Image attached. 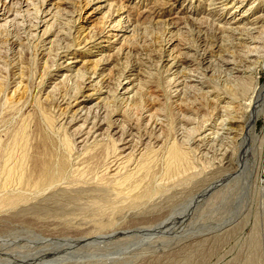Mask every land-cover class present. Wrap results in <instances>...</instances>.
Here are the masks:
<instances>
[{
    "label": "rangeland",
    "instance_id": "374dc122",
    "mask_svg": "<svg viewBox=\"0 0 264 264\" xmlns=\"http://www.w3.org/2000/svg\"><path fill=\"white\" fill-rule=\"evenodd\" d=\"M0 1L1 8V4H5L11 13L19 10L24 15L11 23L9 29H0L1 43L8 37L10 40L17 38L19 43L12 49L13 54L8 52L4 60L8 61V66L2 68L6 86L0 96V139L3 142L9 140L16 126L34 112L38 98L55 119L56 130L62 136L66 134L73 148L63 180L58 178V184L54 181L50 190L48 186L42 191L27 192L28 189H20L15 183L6 190L0 188V195L10 191L26 194L16 206L0 203V264H264V145L257 153V161L260 160L257 162V183L246 177L254 151H249L250 158L245 161V165L248 164L244 165L245 178L242 176L237 184L228 183L230 178H227L237 170L240 144L246 134L243 127L247 121L243 114L248 111L238 105V99L231 98L234 93L229 91L236 87L233 78L252 71V76L260 77L263 84L264 62L254 57V49L248 58L241 61L238 56L235 59L238 67L249 66L247 74H223L218 67L217 71L197 69L194 63L198 57L196 30L192 38L188 34L190 26L182 35L178 30L171 33L172 27L167 25L175 18L192 17L194 11L198 18L212 11L214 18L228 16L244 20L246 16L252 20L263 14V9L251 16V13L242 14L239 8H226L228 2L209 6L206 0H94L89 3L85 0H44V5L43 0H29L36 3L29 9L24 5L13 7L16 0ZM119 1L124 2L125 8H114L111 16L109 5H119ZM247 1L258 6L262 0H245V3ZM134 6H138V10ZM50 7L60 9L64 16L60 25L44 35L45 23L35 30L31 26L37 14L43 16L42 12ZM150 11L152 20L147 17ZM137 12L144 14L139 25H132L129 32H123L124 36L113 43L115 38H109L108 33L111 27L120 18L124 21L129 13L135 17ZM8 16L0 18L1 25ZM144 17L148 19L142 20ZM244 22H248L247 19ZM122 25L127 27L128 23ZM170 33L175 34L172 35L174 38L179 34L182 41L194 49L177 47L175 39L169 40ZM202 35L203 32L199 34ZM236 38L225 39L226 45H223L224 57L230 59V65L235 64L233 54L248 52L239 44V37ZM207 41L214 45L215 40L211 37ZM230 43L239 45L233 49ZM185 57L192 62L185 61L182 68L177 69L174 64ZM93 74L92 81L88 77ZM103 77L111 81L107 88H102L105 84L100 83L104 81ZM132 81L135 87L129 94L122 87H131ZM136 94L140 107L133 104V99L132 104H128L130 100L126 98ZM78 108L86 109L80 113ZM105 108L108 109V121L101 120L106 114ZM97 109H100L98 113ZM88 114L91 115L89 118ZM94 114L98 116L94 117ZM91 118H96L95 122L104 128L87 137L86 132L94 121ZM110 122L117 125L113 123V133L121 131L120 124L128 133L132 132L134 142L131 143L135 147L142 142L141 148L151 149L154 145L153 150L158 149L156 152L162 150V153H156L150 177L140 186L141 189L147 183L161 186L159 193L141 200L133 198V193L127 195V189L119 193L118 190L124 187L119 185L121 175L138 173L135 163L138 156L132 163L116 160L115 163L121 162L108 174L104 172L103 158L99 166L93 165L89 157L95 151L99 153L100 149L92 147L109 139L104 131ZM257 129L262 135L264 116L258 119ZM138 131L141 139H138ZM39 135H44L42 130ZM118 135L113 136L115 141ZM52 137L57 140V136ZM173 142L187 152L191 166L185 173L168 178L163 152L164 147ZM100 177L105 178L101 181ZM2 179L1 176L0 185Z\"/></svg>",
    "mask_w": 264,
    "mask_h": 264
},
{
    "label": "bare ground",
    "instance_id": "6f19581e",
    "mask_svg": "<svg viewBox=\"0 0 264 264\" xmlns=\"http://www.w3.org/2000/svg\"><path fill=\"white\" fill-rule=\"evenodd\" d=\"M7 1L12 2V0H5L3 3H6ZM105 1L108 2L109 0H105ZM85 2L86 3L94 2V0H85ZM206 2L209 3L208 4L209 6H211V5H213V6H217V5L221 6V5L224 4V2H228L227 3L228 5H226V8H239L240 9V12L242 14H244V15L245 14L246 15H250V13H251V16H252V15H255L257 11H261L262 12V9H263V12H264V0H262L261 3H259L258 6L257 5H253V3L249 2V1H247L245 3V0H206ZM42 4L44 5V0L42 1ZM1 5H2V8L0 7V18L2 16H4V15H8V14H9V16L6 17V19L4 20V24L3 25L0 24V29H1V27H7L8 28L11 23L12 24L13 23H16V20L17 19H19V18L22 19V17H24V15L22 14L21 11L16 10V12L11 13V11L6 7L7 5H5V4H1ZM20 5H24V7H27L29 9V6L30 5H35L36 6V3L33 4L29 0H21L20 2H19V0H18V2L16 0V3L13 4V7L14 6L15 7H20ZM246 5H250V6H248V8H246L245 7ZM3 6H4V8H3ZM109 6H110L109 7L110 8L109 10L111 12V14H110L111 16H113V12L115 11L114 8H117L118 6H119V8H125V4H124L123 1H119V5L117 3H111ZM137 7L134 6V9L135 10H138ZM54 10L51 9V7H50V9L46 10L45 12H42L43 13V16L37 14V16L35 17L36 18V21H34L35 23L31 26V28L33 27V29L35 30V29H37L39 27V25L41 23H43V24L45 23L46 24V28H45V31L43 32L44 35L45 34H48V33H51L52 31L50 32V30H52L53 27H55L57 25H60L62 23V22H60V20L62 19V16H64V13L60 9H54ZM214 13L215 12L209 11L207 16L202 17V18H198V17L195 16V15H198L197 14V11H194L193 14H192L194 17L191 15L192 17L175 18V19H173V21H171V23L169 22L167 24L168 27L171 26L172 29H173V31H172V29L171 30L168 29V30L171 31V33H173L174 30L175 31L178 30V31H182V32H179L182 35H183V33H184L183 31L185 29L188 30V28H190L189 29L190 33L188 32V34L191 35V36H193L192 38H194V31L196 30V33L198 34V36L195 37V39H198L197 40L198 41L197 42V46H196V49H195V50H198L197 51L198 57H197V60L196 61L194 60V63L197 66L196 68L197 69H201V70H203V71L206 72V71H211L212 68H213V70L217 71V67H218L219 68L218 70H221L222 73L223 72L229 73V74L239 73V74L244 75V74H247L249 72V70H250L249 66L248 67H238L239 65L236 64L237 62L235 61V59L238 56H239V58H240L241 61H242V58H244V57L245 58H248V55L254 49H255V53L253 54L254 57L257 58L258 60H260L263 63L264 62L263 61L264 60V13L261 14V15H259L257 13L258 16L256 18L252 19V20H248V17L244 16L245 17L244 20L247 19L248 22H244V20H237V19L231 18V17L228 18V16H225V17H222V18H214ZM147 14H148L147 17H151V20H152L153 19L152 15H151L152 12L151 13H147ZM66 15H68V14H66ZM143 15H140V14L138 15V12H137L136 16L135 17H132L130 15V13H129L128 15H126V19L124 21H121V18L119 20H117L115 22V24L111 27V30L108 32L109 33V38H112V39L115 38L113 40V43L117 42V40L120 39L121 37H123L124 34L127 33V31L129 32V28L132 25H134L133 27H136L137 25H139V22H140L141 18L143 17ZM10 16H12L11 19H9ZM147 17H144L142 20L148 19ZM75 20H73V22H75ZM68 22H70V20ZM123 23H126V24L128 23L127 27L126 26H123L122 25ZM18 25H22V24H19L18 23ZM64 26H65V24H64ZM119 26L121 28H118ZM187 26H190V27L187 28ZM166 28H164V29L166 30ZM6 31H8V30H6ZM123 32H125V33H123ZM202 32H203V35L202 36H199V34L202 33ZM9 33H10V31H9ZM172 35L173 34H171V36L169 37V40L171 41V39H175V41L177 42L176 43L177 47H180L179 45H181L183 47L186 46L187 48L194 49V48L191 47L192 45L189 46L188 43H185V41L183 42L182 39H181L183 37H180L179 34L176 35L177 38L176 37L175 38L173 37L175 34L173 36ZM209 37H211L212 39L215 40V42L213 43L214 45L209 44V42L207 41V39ZM236 37H239L238 39H240V41H241L239 44L240 45H244L248 49V52L247 53H242L241 51H239L238 52L239 53L238 55L237 54H233L232 61L234 60L233 63H235V64L230 65L231 64L230 59L228 57H224V54L225 53L223 51V45L224 46L226 45L224 43L225 42V39H230L232 41L234 39L237 40ZM8 39H9V37L6 38V40L4 42H2V43L0 41V96L1 97H2V94H3V93H1V91L3 89V86H6L5 85L6 83L4 81L5 79L1 75L2 72H5V71L2 70V68L8 66V64H7L8 61H4L5 60V57H8V55H9L8 52L9 51H11L12 54H13L12 49H14L17 46H19V43H18V39L17 38H15L14 40H10V39L8 40ZM123 39H125V38H123ZM227 41L228 40H226V43H227ZM239 44H237V43H235V44L234 43H230V46L233 49H235L234 46H237ZM118 52H119V50H118ZM10 57L12 58V55ZM182 59H179V60L177 59L178 61L175 64L173 62V64L175 66H177V69H178V67H181L182 68L183 63L185 61L192 62V61H190L186 57L185 58H182ZM6 60H8V59H6ZM12 60H14V59H12ZM261 62H260V64H262ZM2 63H3L4 66L3 65L1 66ZM263 68H264V65H263ZM77 72H76V75H77ZM257 73H258V71H257ZM122 75H123V73H122ZM94 76L95 75L93 74V75H91L89 77L87 76V77L90 80L92 79V81H93V77ZM123 76H125V75H123ZM185 76L188 78V75H185ZM73 77H75V76H73ZM73 77H71V78H73ZM126 78L129 79L130 76H127ZM189 78H191V77H189ZM64 79H66V78H64ZM100 79H101V76H100ZM234 79H235V82H236V84H235L236 87L233 86L230 89V91H229V92H233L234 93V95H233L234 97L232 96L231 98L238 99V101H239V102L237 101V103H239L238 105L241 106L242 108L247 109L248 111H246L247 112L246 114H243V117L246 118V121H247V123L243 127V131H245L246 134L242 137V141H241V144H240V152L238 154V161H237V170L235 172L233 171V173L231 172L232 171L231 170L230 172L232 173V175L230 177L229 176L227 177L228 179L230 178V181L228 179L227 180L229 181L228 183L234 182L235 184H237L236 181H241L242 180V176L244 174V170H246L245 166L246 165L248 166V164L245 165V163H246L245 161H248L249 158H250L249 157V151H251V152L254 151L255 156H254V158L253 157L250 158L251 159V164L249 163L250 166L248 168V175L247 176L245 175V176L249 180L251 179L250 181H253V182L257 183L256 182V180L258 178V171L257 170H259L258 167H257V165H258L257 162L260 161V160L257 161V153L259 152L260 149L262 150V147L264 145V129L262 131V135L258 133V129H257L258 119L261 118V116L262 117L264 116V83L261 84L260 77L252 76V71H251V73L247 74L246 76L245 75L244 76H240L239 75V76L233 78V81H234ZM68 80L69 79H67V81ZM102 80H104V77H103ZM67 81H64V82H67ZM134 81H135V79H134ZM101 82H103V85L105 84L104 86H102V88H107L108 85L111 84L110 83L111 81H109L108 79H105L104 81H100V83ZM235 82H233V83H235ZM20 83H21V81H20ZM42 83H43V81H42ZM132 83H133V81L130 82V85ZM40 85H41V83H40ZM40 85H39V87H40ZM116 85H117L116 86L117 88L120 87V84H116ZM133 86H134V83H133V85L131 87L125 86V87H122V88H125L124 91L127 90V93L130 94V92L134 89ZM139 86H141V84ZM42 88H44V86ZM137 90H138V88H137ZM219 90H221V89H219ZM217 91H218V87H217ZM224 91H225V89H224ZM229 92L226 91L227 95H228ZM105 93L108 95L109 94V91L106 90ZM237 94H239V96H236ZM126 98H128L130 100V102L128 101V104L131 103L132 102L131 100L133 99L134 100L133 101V104H136L138 106V102L140 101V100H138V94H136L135 96L134 95L133 96L132 95H129V97H126ZM35 100H36V102H35V108H34L35 110H34V112H31L32 114L29 113L30 115L28 114L27 115V118H24L22 120L21 124L16 126L17 128L15 127L16 129H14L12 131V134L10 133L9 140H6L5 142H3L0 139V177L2 176V178H3L2 179V183L0 185V188H4V190H6L5 188L11 187L12 184L14 185V183L17 184V185H19L21 187V188L20 187H17V188H20V189H22V188L23 189H28V190H26L27 192L29 190H32V192L42 191V189L44 187H47L48 188V186H49V190H50V188H51L50 185L53 184L54 181L55 182H56V180L58 181V178L61 179L65 175V169L69 165V158H71V157H69V155L73 151L72 145L70 143L71 142L70 139L66 137V134H64V136H62L63 134L61 133L62 134L61 135L59 133V131L56 130V128H55V124H56L55 122L56 121L54 122L55 119L51 116L49 109L44 106L45 103L42 104L43 102L41 103L40 102L41 100H38V98L35 99ZM107 100H105V101H107ZM0 101H1V99H0ZM4 103H5V101H4ZM141 103H139V104H141ZM136 105H135V107H137ZM138 107H140V106H138ZM227 107H225V108H227ZM97 108H100V107L98 106ZM85 109L86 108H78L77 109V112L78 111H80V113L81 112H85L84 111ZM94 109H96V108H94ZM106 109L107 108H105V110ZM102 110H104V109H102ZM107 110H106V114H104L102 118L100 117L101 120H103V121L104 120L105 121H108V118H107ZM112 110H114V109H112ZM99 111H100V109H97L96 110V113H98ZM77 112H76V115H77ZM87 113H90L91 114L90 110H88ZM103 113H105V111H103ZM108 113H109V111H108ZM113 113H115V112L113 111ZM83 114H85V113H83ZM90 114H88L89 115L88 118L91 116ZM111 114H112V112H111ZM76 115H75V117H76ZM95 115H97V114H94V117H95ZM64 117H65V115H64ZM85 117L87 119V116H85ZM96 118H98V117H96ZM96 118L95 119H92L91 118L92 121L93 120L94 121L91 122V124H90L91 126L88 128V130L86 132V134H87L86 136L87 137H90L89 135L92 134V133L95 134L98 131H102V127L103 126H101L100 124H98V122H95ZM97 120H99V118ZM71 121L72 120H70V122ZM86 121H84V122H86ZM103 123H105V122H103ZM113 123L114 122H110V124L108 126V129L105 128V131L103 130L104 132L107 131V134H105V135L106 136H109V139L106 141V143H103V141L102 142H97L96 141L97 144L95 145V147L94 146L93 147L91 146L92 148L100 149V150H98L99 153H97L95 151V153L92 152L93 154H91V152H90L91 156L89 158L91 160H93V162H94L93 165L94 166L95 165L96 166H99V164L101 163L100 160L103 158V160H104L103 161L104 162L103 165H105L104 166L105 167L104 168V172L106 171V173H107L109 171V173H110V171H112V172L114 171L112 169H114L113 167H115V165L117 163L121 162L122 160H124L126 163H132V161L133 160L135 161V159L138 156V158L135 161V163L137 164V167H138V173H136V174L135 173H132V174H128L127 173L126 175H121L122 177L120 178L121 180L119 182V185H121V186L124 185V187L122 188L121 186L118 185V183H116L118 185V188H120V187L122 188L121 190H118V189H116V190H118L119 193L121 194V191L127 189L126 190V191H128L127 195L129 193H133V195H135L133 198H136L138 200L139 199L141 200V198H144V197L145 198L146 197L148 198V196L151 197V195H153L156 192L159 193L162 190L161 186L160 187H158V186L157 187H154L150 183H147V185L143 189H141L140 186H141V184L143 185L144 180L146 178L148 179V177H150L151 170H152V164H153V161H154L155 156H157L156 153H160V152L162 153V150L160 152L159 151L156 152L158 149L156 151L153 150L154 149V145L153 146L151 145L152 146L151 149H148L147 147L141 148L142 147V142H141V145H140V142H139L137 144L138 146L135 147L134 146L135 144L134 145L132 144L134 142V141L132 142V140H133V135L131 134L132 132H129L128 133L125 130L126 127H124L123 125L120 124V126H122L121 131H119V132L117 131V132H114L113 133L114 127H115V126L113 127ZM32 124H33V126H32ZM69 124L70 123L68 122V126H69ZM86 125H87V122H86ZM137 127L140 128L139 127V124H138ZM82 128H80V129H82ZM138 128H136V129H138ZM119 129H120V127H119ZM40 130L43 131V133H44L43 136L42 135H39ZM233 131L231 129V132H233ZM80 132H83V131H80ZM101 133H103V132H101ZM117 133L120 134V135H118L119 137H117L118 140L116 139L117 141H115V139H114L115 137L113 138V136L115 134H117ZM139 133L140 132L138 131V139L140 138ZM229 134H230V132H229ZM51 135L52 136H57V140L54 139L56 137H52ZM84 135H85V133H84ZM93 140H94V138H93ZM134 140H135V138H134ZM100 141H101V139H100ZM135 141H137V140H135ZM109 144H111V145L109 146ZM144 144H146V143H144ZM98 146H99V148H97ZM90 151H91V149H90ZM235 152H236V150H235ZM251 152H250V154H251ZM163 156L165 157V159H164L165 160V162H164L165 165L164 166H165V169H166L165 170L166 171V176H168V178H170V176L178 175V174L183 173V172L185 173V171L189 168V165L190 164H189L188 154H187V152H185L182 149V147L177 142H173L171 144L166 145L164 147ZM112 158H113V160H112ZM118 159L121 160V161L115 163V161L118 160ZM230 159H232V157H230ZM229 167L231 168V166H229ZM125 168H126V165H125ZM219 169H218V171H221ZM66 172L68 174V171L67 170H66ZM115 173L117 174L119 172H115ZM103 174H105V173H103ZM112 174L113 173H111V175ZM76 175H78V174H76ZM115 176H114V178H115ZM245 176H243V177L245 178ZM104 178L103 179L101 178V181H103ZM165 178L167 179V177H165ZM65 179H66V177H65ZM78 179L79 178H77V180ZM62 180H63V178H62ZM74 182H76V181H74ZM56 183L58 184V182H56ZM219 186H220V184H219ZM20 189H18V190L20 191ZM13 191L14 190H12V192ZM263 191H264V186L262 188V192ZM16 192L15 193H11V191H10V192H7V193L5 192V194L3 193L4 195H0V203L1 204L4 203V205L5 204H8V206H10V204H14V206H16V203H18V201H20L21 199L23 200V197L26 196L25 193H21L22 191L19 192V193H16ZM219 192H220V190H219ZM117 194H118V192H117ZM24 201H26V200L24 199ZM21 202H23V201H21ZM21 202H19V203H21ZM1 204H0V206H1ZM94 205H96V203ZM90 209H91V207H90ZM71 217H72V215H71Z\"/></svg>",
    "mask_w": 264,
    "mask_h": 264
}]
</instances>
